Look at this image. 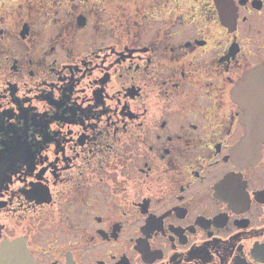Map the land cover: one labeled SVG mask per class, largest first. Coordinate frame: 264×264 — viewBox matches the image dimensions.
Segmentation results:
<instances>
[{
    "label": "flooded vegetation",
    "instance_id": "obj_1",
    "mask_svg": "<svg viewBox=\"0 0 264 264\" xmlns=\"http://www.w3.org/2000/svg\"><path fill=\"white\" fill-rule=\"evenodd\" d=\"M0 264H264V0H0Z\"/></svg>",
    "mask_w": 264,
    "mask_h": 264
},
{
    "label": "water",
    "instance_id": "obj_2",
    "mask_svg": "<svg viewBox=\"0 0 264 264\" xmlns=\"http://www.w3.org/2000/svg\"><path fill=\"white\" fill-rule=\"evenodd\" d=\"M249 138H247L246 140H244L243 144H242V147L246 146L247 144H249Z\"/></svg>",
    "mask_w": 264,
    "mask_h": 264
}]
</instances>
